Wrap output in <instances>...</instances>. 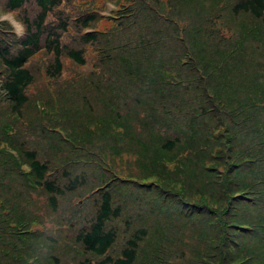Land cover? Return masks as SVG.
I'll list each match as a JSON object with an SVG mask.
<instances>
[{
	"label": "trees",
	"instance_id": "trees-1",
	"mask_svg": "<svg viewBox=\"0 0 264 264\" xmlns=\"http://www.w3.org/2000/svg\"><path fill=\"white\" fill-rule=\"evenodd\" d=\"M0 264H264V0H0Z\"/></svg>",
	"mask_w": 264,
	"mask_h": 264
},
{
	"label": "rangeland",
	"instance_id": "rangeland-1",
	"mask_svg": "<svg viewBox=\"0 0 264 264\" xmlns=\"http://www.w3.org/2000/svg\"><path fill=\"white\" fill-rule=\"evenodd\" d=\"M0 17H5V18H10V21L12 22L13 26H14V29L17 31V32H20L21 31V27L19 25L18 22L14 21L13 20V17L10 15V14H5L3 15V13L0 15Z\"/></svg>",
	"mask_w": 264,
	"mask_h": 264
}]
</instances>
